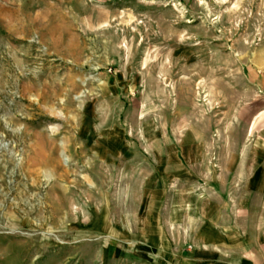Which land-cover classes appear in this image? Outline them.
<instances>
[{"label": "rangeland", "instance_id": "374dc122", "mask_svg": "<svg viewBox=\"0 0 264 264\" xmlns=\"http://www.w3.org/2000/svg\"><path fill=\"white\" fill-rule=\"evenodd\" d=\"M0 264H264V0H0Z\"/></svg>", "mask_w": 264, "mask_h": 264}]
</instances>
